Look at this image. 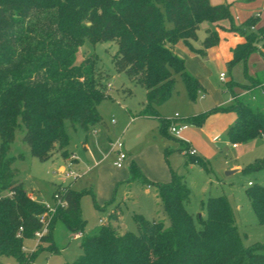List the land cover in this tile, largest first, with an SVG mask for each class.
<instances>
[{
  "label": "trees",
  "instance_id": "16d2710c",
  "mask_svg": "<svg viewBox=\"0 0 264 264\" xmlns=\"http://www.w3.org/2000/svg\"><path fill=\"white\" fill-rule=\"evenodd\" d=\"M227 19L230 27L221 24ZM204 22L216 26L207 29L196 48L192 41ZM257 22L258 17L252 16L238 26L229 4L211 0H0V257L32 264L35 254L25 253L24 244L36 239L43 228L40 217L48 215L37 191L27 190L18 177L15 163L23 154H11L17 134L33 156L47 161L61 150L65 154L70 144L66 123L88 132L103 121L99 105L108 96L107 86L97 76L95 55L78 62L81 46L117 43L116 69L144 85L147 102L141 115L159 119L166 135L171 121L159 116L158 107L177 92L176 75L191 100L206 91L174 46L183 41L205 56L220 43V30L239 33L244 41L233 49L229 61L233 67L264 47V25L255 29ZM253 79L252 85L264 87L263 79ZM218 111L237 114L228 129L233 144L264 137V109L245 97L236 96L231 106L213 107L184 123L202 125ZM188 148L182 150L187 153ZM187 155L211 171L208 161ZM262 168L264 158L247 169ZM130 172L133 177L141 173L134 161ZM153 184L170 225L136 215V232L121 234L110 223L87 231L80 206L84 192L60 184L55 194L66 205H57L40 242L55 250L53 231L57 220L63 219L71 232L82 233V254L67 264H264V244H244L225 196L201 200V212L195 216L187 207L191 190L186 176L173 175L168 182ZM247 194L258 222L264 224V186L251 184Z\"/></svg>",
  "mask_w": 264,
  "mask_h": 264
},
{
  "label": "rangeland",
  "instance_id": "374dc122",
  "mask_svg": "<svg viewBox=\"0 0 264 264\" xmlns=\"http://www.w3.org/2000/svg\"><path fill=\"white\" fill-rule=\"evenodd\" d=\"M260 9H264V0H257L255 3L254 10ZM206 23L202 24L198 31V36L202 39L206 33ZM225 24L230 27L231 21L227 19ZM262 48L259 46L246 61L240 62L234 68L229 66L224 57L210 56L205 64L210 70L209 85L212 92L204 97L198 95L195 101L190 99L183 80L176 75L177 92L158 108L159 112L169 119L173 118L175 113L189 117L190 114L209 112L215 106L214 98L217 99L220 94H223L225 99H231L228 85L239 91L245 88V84L251 83V79L245 81L242 86L239 83L247 73L246 69L249 75L264 80ZM116 50L115 41L96 44L87 42L78 50V62L90 54L96 56L97 76L106 84L108 96L99 105L103 121L94 129L86 132L80 127L71 128L70 124L66 123L70 144L65 154L61 150L51 159L42 161L31 154L27 145L21 141V134H17L11 154H23V158L16 161L15 167L18 168V177L26 189L37 191L39 199L54 207L57 187L71 183L73 188L84 192L80 206L87 231L98 227L102 218L105 220L104 224L110 223L124 234L137 231L136 215L145 220H163L166 225H170V218L159 197L157 186L153 182L145 181V176L156 182L170 181L173 175L186 176L191 190V202L187 206L190 212L197 216V213L201 212V200L223 195L231 204L244 244H264V224L258 222L247 194V190L251 188L250 182L254 186H264V168L247 169L257 159L264 158V138L233 147L227 133H223L220 140L213 145L218 148V154L212 159H207L211 171L204 170L199 164L191 162L189 156L179 149L183 141L182 135H172L169 127L166 135L160 134L158 120L141 117L130 123L132 116H142L141 112L147 102L146 89L127 73L116 69L113 61ZM222 71L227 73L228 78L234 76L228 84L219 80ZM109 84L111 87H108ZM257 105L264 109L263 96L259 98ZM218 112L210 113L207 119L211 118V121L218 123ZM193 126L199 127L196 124ZM195 134L197 135V132ZM107 135L112 140L122 138L126 145L131 158L122 168L114 165L116 154L107 146ZM184 141L191 144L189 139L184 138ZM205 142H209L207 135ZM76 156L80 161V168L75 165ZM132 160L137 163L141 172L136 177L130 172ZM69 163H75L71 169L82 173L80 178L74 179L67 175ZM230 164L239 165L242 170L228 175L227 171L230 170L226 166ZM62 167L66 171H62ZM73 236L74 233L69 230L63 219H58L52 236L55 250L49 244H42L37 238L26 240L23 250L27 254H35L32 264L72 263L82 254V239ZM0 264H17V261L13 256H2Z\"/></svg>",
  "mask_w": 264,
  "mask_h": 264
},
{
  "label": "crops",
  "instance_id": "0c3cea01",
  "mask_svg": "<svg viewBox=\"0 0 264 264\" xmlns=\"http://www.w3.org/2000/svg\"><path fill=\"white\" fill-rule=\"evenodd\" d=\"M256 1L257 0H211V2L213 4H220V3L229 4L230 8H231L232 15H233V18H234L236 24L240 25V24H242L243 22H245L248 18H250L252 16L258 17V22H257V25H256L255 29L264 25V9H260L258 11L254 10ZM221 24L223 26H225V27H228V25L225 24V20L222 21ZM215 26H216L215 24H209L207 22L205 24L206 33H205L204 38L202 39V38H200L198 36V38L196 40L192 41L193 46L196 47V48H200L201 45H202L203 40L207 36V29L208 28H214ZM219 32H220V36H221L220 43L218 45L210 47L208 49L207 54L205 56H202L199 53H196V52L192 51L188 47V45L186 43H184L183 41H180L179 43H177L174 46V52L177 55H179L180 57L185 59L187 70L190 73H192L195 77H197L202 82L203 86L205 87L206 91L199 94V95H201V97H204L205 94L207 95V94H210L212 92V90L210 89L211 86L209 85L210 84L209 83L210 70H209L207 64H205V61L208 60L210 58V56L211 57H218V56L221 57L222 56V57L225 58L224 60L229 63V61L232 59V56H233V49L238 44H240V43H242L244 41V37L241 36L239 33L229 32V31H226V30L225 31L224 30H220ZM261 52L264 55V47L262 48ZM237 65L233 66V68L236 67ZM246 71H247V73L244 74V76H246V77L244 78V76H242V79H243L242 81L243 82L241 81L239 83L240 84H245V81H247L248 79H251V83L250 84H245L246 85L245 88L244 89L240 88L241 90H239V91L234 90V88L232 86L230 87L228 85L227 89L229 90L228 92H230V94H231V99L230 100H229V98L225 99V96L223 94H220L218 96V98L216 99V98L213 97V93H212V97L214 98V100L216 102L215 106H213V107H229V106H231L233 104V102L235 101V97L237 95L240 96V97H245L247 100H249V101H251L252 103H255V104H257V101H259V98L261 96L264 97V87H262L260 85H255V86L252 85V84H255L256 80L253 79L254 77L252 76V74L249 75V73H248L249 71L247 69H246ZM222 72H224V71H222ZM222 72H220V74ZM263 72H264V70H263ZM220 74H219V80L222 81V82H227V84L234 77V76H231L230 78H228V75L225 72V74H226L225 80H221L220 79ZM239 77H241V76H239ZM256 78H259V77L257 76ZM250 86H253V87H250ZM209 89H210V92H209ZM186 92H187V90H186ZM158 112H159V110H158ZM175 115H176V113H175ZM175 115L171 119L175 120L176 123H184V121H186L188 118H190L191 116H194L192 114H190L189 117H185V116L179 115L178 118H175ZM159 116L161 118H165V119L171 120L168 117L162 115L161 112H159ZM141 117L144 118V119L158 120V123L160 125L159 119L152 118V117H146V116H139V117L132 116L130 123H134L136 118H141ZM216 117L220 118V121L218 123H215V122L211 121V118H208V119L206 118L207 120H205V122L202 125H199V127H194L193 124H188V127L181 131L180 135L183 136V139H182L183 141H181L179 149L181 151L185 152L184 150H182L183 148L188 147V146L189 147H193L194 146V148L197 149L198 157H200V158H202V159H204L206 161H208L207 159L214 158V156L217 155L218 152H219L218 148L213 146L214 143H216L217 141L220 140V138L222 137L223 133H227V135H228V129H229V127L231 125H233L235 123V121L237 119V114L234 111H220V112H218L216 114ZM97 125L92 127V129H94ZM159 132H160V134H162L161 131H160V127H159ZM196 132H197V135L195 134ZM205 135L208 136L209 142H205ZM184 138L189 139L193 146L190 143H188L187 141H184ZM259 138H264V137L262 136V137H259ZM106 139H107V146L110 149V143L113 140L108 135H107ZM86 141H87V139H86ZM209 144H210V146H209ZM232 145H233V147L240 146V144H236V146H235L233 143H232ZM124 148H125V151H126V153L128 155V158L126 160V162H127L131 158V156L129 155L128 151L126 150V145H125ZM114 154H116V153L114 152ZM116 158H117V155H116ZM75 163L74 164L77 165L78 168L81 167L80 166V161H79L77 156H76ZM73 165H72V167H73ZM226 168L229 169V170H235L234 173H237V172L242 170V168L239 165H236V164L227 165ZM61 169L63 170L64 167H62ZM234 173H232V174H234ZM232 174H228V175H232ZM145 178L148 179L151 182H156V181H153V180L149 179L147 176H145ZM157 182H159V181H157ZM161 182H163V181H161ZM166 182H168V181H166ZM149 187H151V186L149 185ZM100 225H101V222H100Z\"/></svg>",
  "mask_w": 264,
  "mask_h": 264
},
{
  "label": "built area",
  "instance_id": "2783aa9c",
  "mask_svg": "<svg viewBox=\"0 0 264 264\" xmlns=\"http://www.w3.org/2000/svg\"><path fill=\"white\" fill-rule=\"evenodd\" d=\"M225 77H226L225 72H222L220 74V79L225 80ZM108 87H111V84H109ZM178 117H179V113H176L175 118H178ZM170 121H171L170 126H169L170 131H171L172 135H174L176 137L180 136L181 131L188 127V123H176V121L173 119H171ZM234 145L236 146V144H234ZM124 147H125V144H124V141L122 140V138H117L116 140H113L110 143V151L115 152L117 155V158H116L114 164H115V166H117L119 168H121L125 165V162L128 158V155H127ZM187 153L191 156L198 155L197 149L194 147H189L187 150ZM68 167H69V169H68L69 172L67 175L69 177L71 176L74 179H78L82 176L81 173H76L73 169H71L72 164L69 163ZM62 171H66L65 168ZM251 184H252V182H250V185ZM55 198L57 200L56 205L54 207H52V206L46 204V207L48 208V215L47 216L42 215L40 217V220L43 223V228L41 231L36 233V238L39 239V241H40V238L48 232L49 221H50L52 215L55 213V211L57 209V205H59V204L62 206L66 205V202L62 201L60 199L59 194H55ZM100 222H101V224H103L104 220L101 219ZM20 229L22 230L23 227H21ZM81 235H82V233H78V234H74L73 237L74 238L75 237H81Z\"/></svg>",
  "mask_w": 264,
  "mask_h": 264
},
{
  "label": "water",
  "instance_id": "95a60500",
  "mask_svg": "<svg viewBox=\"0 0 264 264\" xmlns=\"http://www.w3.org/2000/svg\"><path fill=\"white\" fill-rule=\"evenodd\" d=\"M234 172H235V170H230V171H227V174H232Z\"/></svg>",
  "mask_w": 264,
  "mask_h": 264
}]
</instances>
